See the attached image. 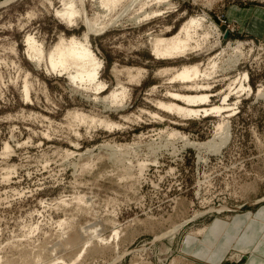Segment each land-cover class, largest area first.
<instances>
[{
    "label": "rangeland",
    "instance_id": "1",
    "mask_svg": "<svg viewBox=\"0 0 264 264\" xmlns=\"http://www.w3.org/2000/svg\"><path fill=\"white\" fill-rule=\"evenodd\" d=\"M82 1L89 17L101 12ZM138 3L128 18L89 36L104 84L95 91L27 57V36L46 60L60 38H82L80 21L69 27L55 16L60 0H0V264H256L244 242L257 244L264 233V97L255 96L264 89V0ZM133 14L141 17L127 21ZM202 16L222 34L220 44L211 34L202 52L175 62L152 56L155 36ZM212 57L213 103L242 74L252 89L219 137V118L156 108L167 89L182 85L159 71ZM124 69L141 71L140 82H129ZM118 86L128 97L110 105ZM220 139L217 151L192 146Z\"/></svg>",
    "mask_w": 264,
    "mask_h": 264
},
{
    "label": "bare ground",
    "instance_id": "2",
    "mask_svg": "<svg viewBox=\"0 0 264 264\" xmlns=\"http://www.w3.org/2000/svg\"><path fill=\"white\" fill-rule=\"evenodd\" d=\"M6 1L9 2V0ZM139 1L140 0H92L91 2L93 3V6L97 8L98 11L99 9H101V12L94 13V16L89 17L82 0H60L61 9L54 12L55 16L61 21H65L69 27L77 26L78 21H80L86 28V31L83 33L82 38L78 39L75 37H70L67 40L60 38L59 42L49 53L46 60L43 54V47L38 44V42L35 41L32 36H27V38L25 39L27 57L35 63L36 67L44 64V68H46V71L47 67H49L54 73L66 76L68 80L73 84L78 83L80 85L87 86L88 88L94 86L95 91H99L104 86V84H102L101 82L99 83L98 81L101 64L90 48L89 36L93 33L100 32L104 28L106 29L108 26L113 25V23L115 24L117 21L123 19L127 14H129L130 11L134 10L133 8ZM143 3H140L142 5L140 7V10L138 9L139 12L148 5ZM157 3L159 4V2ZM78 4L80 5V9L78 8ZM130 14H132V12ZM32 16L33 15L31 13L27 16V18L31 19ZM143 16L145 18L149 17L148 13H143ZM135 17L136 14L133 18L131 17L126 20L131 22L133 20H137L141 16H139L137 19ZM206 23L207 21L205 16L189 17L172 35H160L157 37L155 36V38L153 37L154 39H152L150 44L152 56L160 61L175 62V60L177 59L202 52L205 48L208 47L209 44H211V42H209V40L213 37V35L211 36V34H214V37L216 36L214 42L216 44H220L222 34L216 26H213L211 23L210 25L206 26ZM165 32H168V30H165ZM236 45L237 47L234 50L239 48L241 46V43L237 42ZM228 46L230 47L231 45L228 44ZM217 63L218 62L215 61V57H212L207 60L206 64L200 62L194 64H183L180 67L164 68L163 70L159 71L160 74H171V76H168L169 78L167 77V81H171L169 84H173V82H180L182 85L181 88L178 89V91L167 89V92L165 93L167 102L159 101L156 103L157 107H155L167 113L177 115L178 117L219 118L220 120L216 124V131L219 132L218 134H216L219 137L221 132L227 129L228 121L225 119L233 116V111L235 110V106H237L239 102L241 94L246 93L248 96L252 93V89L249 86L247 74H242L238 79L233 80L228 84L227 92L224 93V96L221 98L220 104L216 105L215 103H213L212 98L217 96L218 94L215 95L209 93V91L213 87H211V83L209 82V80L213 79V77L217 74V68L219 67ZM113 72L116 74L122 73L123 71L114 70ZM220 72V74L225 75L224 73L226 72V69H223ZM125 73L128 77L127 79H129V82H140L138 81V78H141V71L138 70L136 75H133L132 70L126 69ZM219 76L220 75H218V77ZM24 84H26L24 86V95L25 98L28 99V86L27 83ZM220 94L221 93H219V95ZM232 96H235V99L237 100L235 103L230 104L229 102ZM255 96L264 97V89L257 90ZM127 97V89L123 86H118L115 91L111 92L110 96L108 97V99L106 98V100L110 103V105L116 103L123 105L122 101L127 99ZM95 100L97 101V99ZM68 115H70L73 120H80L84 123H87V121L91 123V120H93L92 123L94 124V119H89V117L85 115H79L77 113ZM156 117L158 116L155 115V118ZM113 125L114 124L106 123L105 126L106 128H111L113 127ZM177 135L178 133L172 132V136L175 137ZM224 143V139H220L219 144L216 143L217 145H212L210 141L207 143L205 142L192 144V146H197L198 149H205L207 151L210 148H212L214 151H217L220 146H223ZM64 221L62 222L63 225L66 224V220ZM63 225L62 228L64 227ZM117 236L118 235H116L115 233V237ZM115 237H111V239H115Z\"/></svg>",
    "mask_w": 264,
    "mask_h": 264
},
{
    "label": "crops",
    "instance_id": "3",
    "mask_svg": "<svg viewBox=\"0 0 264 264\" xmlns=\"http://www.w3.org/2000/svg\"><path fill=\"white\" fill-rule=\"evenodd\" d=\"M234 236V235H233ZM233 236L230 234V235H228V239L229 240H232V239H234L233 238ZM262 240H264V233L262 234V236H261V238H260V240H259V242H257V244L255 243H252V242H249V243H247L246 241L244 242V247L246 248L247 246H251L252 245V248L251 249H254L255 251H256V253H257V255H255V257H257V259H255V262H256V264H264V250H262L263 249V247L260 245V243H261V241ZM260 246H261V248H260ZM208 248V251L210 250V251H213L212 249H211V247H207ZM260 248V249H259ZM249 249V248H248ZM247 249V250H248ZM250 249V250H251ZM258 251H261V253H259ZM262 256V257H261Z\"/></svg>",
    "mask_w": 264,
    "mask_h": 264
}]
</instances>
